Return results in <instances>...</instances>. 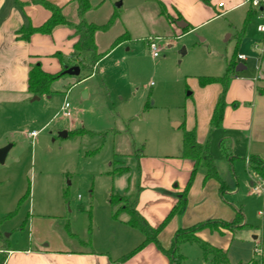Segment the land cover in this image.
I'll return each mask as SVG.
<instances>
[{"label": "crops", "instance_id": "obj_1", "mask_svg": "<svg viewBox=\"0 0 264 264\" xmlns=\"http://www.w3.org/2000/svg\"><path fill=\"white\" fill-rule=\"evenodd\" d=\"M36 1L0 0V106L8 111L17 104L38 101L35 100L37 96L28 91L29 71L34 65H40L49 74H57L63 69V57L67 65L75 66L72 55L78 38L73 28L59 26L49 35L35 34L28 40L19 36L22 28L39 27L50 18L51 13ZM47 1L63 8L71 21L79 22L77 5L73 0ZM90 1L93 9L85 15L88 22L105 24L115 13L118 14V19L107 32L96 35L100 52L107 51L125 33L131 37L129 42L142 40L147 46L151 39H165L172 46V39H184L200 33L205 25L226 17L227 26L220 31L221 37H226L225 52H214L208 34H202L204 38L201 37V41L206 43L204 47L208 50L207 66L203 67L201 74L189 75L192 92L189 93L191 99L187 101L185 118L172 121L176 132L165 127L167 130H156L153 134L157 138L160 154L141 155L138 158L139 169L123 176L109 177H126L128 184L116 189V193L126 196L130 202L137 200L140 215L152 227H159L177 204L194 167L193 161L181 157L183 143L180 127L184 124L188 131L194 129L198 143L208 145L229 192L223 197L219 182H205V172L199 170L189 190L185 211L174 217L162 231L159 236L161 244L169 249L178 230L212 220L232 222L242 210L243 228L233 232L223 230V233L205 228L198 233V237L226 252L229 264H264V192L254 190L263 182L248 167L250 156L264 159V33L258 30L259 26H264V15L253 9L247 0H210V4L201 0ZM159 3L165 6L173 22L161 15ZM220 3H224V8H219ZM253 12L255 16L245 25L247 17ZM179 16L183 19L179 20ZM179 21L187 23V28H179ZM114 28L119 30L117 34L108 43L101 44V38ZM129 42L111 50L98 64V73L79 82L100 75L106 59L120 52V48ZM235 52L238 65L243 64L246 69L232 77L222 125L213 128L211 119L223 88L220 84L201 87L198 77L222 76ZM186 53L182 52L183 55ZM239 56L246 59L239 60ZM70 82L74 85L79 83L75 79ZM55 84L53 88L57 89ZM38 97L40 100L44 96ZM3 148L0 146V150ZM133 176L134 180L130 182ZM101 212L106 215L100 222H94L92 241L85 242L83 238L80 241L83 245L91 244V249L79 248L77 243H70L52 229L46 233L44 224L33 219L30 229L38 232L37 241H33L35 244L28 248H10L6 251L4 264H115L142 243L144 236L128 225L130 217L127 213H122L117 220L113 218L114 210L108 199L101 205ZM4 245L0 242V254L5 252ZM117 264H170V261L155 244H149Z\"/></svg>", "mask_w": 264, "mask_h": 264}, {"label": "rangeland", "instance_id": "obj_2", "mask_svg": "<svg viewBox=\"0 0 264 264\" xmlns=\"http://www.w3.org/2000/svg\"><path fill=\"white\" fill-rule=\"evenodd\" d=\"M226 20L216 19L200 33L174 38L172 46L155 39L158 59L148 43L129 42L106 59L100 75L76 85L70 81L79 77L64 76L50 96L14 105L11 111L0 106V146L7 148L0 162V242L18 249L34 245L39 235L30 224L35 219L46 233L52 229L79 248L91 249V244L80 243L81 238L92 241L94 222L106 215L101 205L128 184L126 177L112 179L107 173L115 161L135 171L139 156L160 154L154 132L165 127L176 132L172 121L185 118L191 99L189 75L197 76L207 66L202 34H208L214 52H225L226 37L220 31ZM118 31L114 28L100 43H108ZM66 102L71 118L61 114ZM78 130L89 133L71 135ZM32 132L38 133L35 138L29 136ZM181 253L184 264L211 262L195 244Z\"/></svg>", "mask_w": 264, "mask_h": 264}, {"label": "trees", "instance_id": "obj_3", "mask_svg": "<svg viewBox=\"0 0 264 264\" xmlns=\"http://www.w3.org/2000/svg\"><path fill=\"white\" fill-rule=\"evenodd\" d=\"M205 4H210V0H201ZM73 2L77 5V13L79 16V22L75 23L71 21L63 12V8L54 5L53 3L47 0H37L36 3L46 8L50 13V18L39 27H24L22 28L18 34L23 40L30 39L31 36L35 34H51L53 30H55L59 26H69L75 30L76 36L78 38L77 42L74 45L73 50V59L75 61V66H78L81 69V72L84 73V77L81 78L79 76V81L83 79H87L92 74H97V66L100 61L113 49L118 47L119 45L129 42L131 37L128 33H125L118 37L110 46V48L105 52H100L97 42L96 35L99 32H107L114 22L118 19V14L115 13L111 19L105 24H95L92 22H88L85 19V15L93 9L90 0H73ZM160 4L161 15L165 16L169 21H172V18L167 13L165 6L162 3ZM255 16L253 12L250 17L248 16L245 25L249 23V21ZM179 20L183 18L179 16ZM173 22V21H172ZM237 54L236 52L233 54L232 58L229 60L227 64V69L222 76L211 77V76H199L198 81L201 87H206L211 84H220L222 85L223 91L220 94L218 101L216 103L214 113L211 119V126L213 128H219L222 125L225 108H226V95L229 87V83L234 75H236L237 68ZM63 61V69L61 72L57 74H49L45 72L40 65H34L29 71L28 77V91L35 96H50L53 93V84L66 76L64 73L67 69L72 66L67 65ZM264 93V90L262 91ZM180 129L182 130V155L183 159L191 160L194 162V167L190 175V179L185 190L179 194L177 204L162 222V224L154 228L145 220L144 217L140 215L137 210V200L134 202H130L126 196L119 195L116 193H111L109 196V205L114 210L113 218L118 219L122 213H127L130 217L128 221V225L132 228L140 231L144 240L140 243L135 249H133L129 254L120 259V261L115 262H123L131 256L137 254L142 251L149 244H155L158 249L169 258L170 264H184L186 261L185 255L181 253L182 247L188 244L197 245L205 257H211L212 264H229L227 253L221 249L213 247L209 243L203 241L198 237V233L205 229H211L213 231H218L223 233V230L236 231L238 229L243 228L244 223V215L242 210H240L236 218L232 222H225L220 220H212L204 223H199L189 229H180L176 232L172 245L169 249H165L161 244L159 239L160 234L165 229V227L169 224V222L176 216L181 215L187 205H188V194L191 189L195 177L199 170H204L205 172V182L209 180H216L220 185V194L224 197L229 192L228 184L223 180L220 175V172L217 168L216 162L212 157L208 145L202 146L198 143L196 137V131L190 130L188 131L183 124ZM86 133H89L88 131ZM82 130L71 132L72 136L83 135ZM139 156V155H138ZM248 167L251 173L261 180L264 183V159L259 156L252 155L248 161ZM131 171V168L125 166L124 163L120 161H115L113 169L107 173L108 176L117 177L128 174ZM0 219V225H1ZM70 232V231H69ZM71 236H75L72 233H69ZM0 241H3V236L0 232ZM5 252L0 254V264H4L6 259V251L10 250V247L6 244L4 245Z\"/></svg>", "mask_w": 264, "mask_h": 264}, {"label": "built area", "instance_id": "obj_4", "mask_svg": "<svg viewBox=\"0 0 264 264\" xmlns=\"http://www.w3.org/2000/svg\"><path fill=\"white\" fill-rule=\"evenodd\" d=\"M247 2L249 3V5L253 9L260 11V13H262L264 15V0H247ZM219 8H224V3H220ZM258 30L260 32L264 33V26H259ZM148 46H149V49L152 53V56L154 58L159 57V46L154 39H151L148 42ZM245 59H246L245 56H239V60H245ZM61 114H63L67 118L72 117L71 105L69 102H66L63 105V107L61 109ZM37 134H38L37 132H32L29 134V136L32 138H35L37 136ZM254 190H255V192H264V183L262 185L255 186Z\"/></svg>", "mask_w": 264, "mask_h": 264}, {"label": "water", "instance_id": "obj_5", "mask_svg": "<svg viewBox=\"0 0 264 264\" xmlns=\"http://www.w3.org/2000/svg\"><path fill=\"white\" fill-rule=\"evenodd\" d=\"M177 26L181 29H185L187 28V23H185L184 21H179L177 23ZM246 68L244 67L243 64H239L236 68V72H242L243 70H245ZM66 76H72V77H79L81 75V69L78 66H73L69 69H67L64 73ZM84 96H87V93H84ZM35 100H39V97H35ZM64 136H67V133L63 134ZM6 151L7 148H5L4 150H0V162H2L4 160V157L6 155Z\"/></svg>", "mask_w": 264, "mask_h": 264}]
</instances>
